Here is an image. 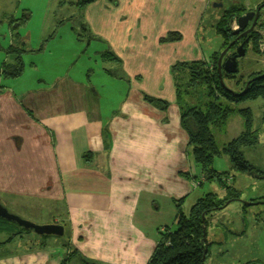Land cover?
Returning a JSON list of instances; mask_svg holds the SVG:
<instances>
[{
    "label": "crops",
    "instance_id": "obj_1",
    "mask_svg": "<svg viewBox=\"0 0 264 264\" xmlns=\"http://www.w3.org/2000/svg\"><path fill=\"white\" fill-rule=\"evenodd\" d=\"M210 1L95 0L81 9L89 45L75 51L76 58L87 49L91 54L76 75L45 81L41 74L57 62L41 60L42 50L23 53L31 59L24 63L22 57L18 75L1 73L13 58L2 61L0 204L21 208L42 224H59L65 236L40 242L48 247L38 251L7 255L0 264H61L71 252L66 264H147L157 230L176 227L194 187L199 165L186 152L171 69L203 60L212 44L221 45L213 31L208 37L200 30ZM168 32L181 38L161 42ZM107 52L117 60L105 58ZM37 67L40 75L26 73ZM144 94L169 107L159 109Z\"/></svg>",
    "mask_w": 264,
    "mask_h": 264
},
{
    "label": "rangeland",
    "instance_id": "obj_2",
    "mask_svg": "<svg viewBox=\"0 0 264 264\" xmlns=\"http://www.w3.org/2000/svg\"><path fill=\"white\" fill-rule=\"evenodd\" d=\"M72 1L0 0V64L4 59L8 62L15 57L16 54L13 52H9L11 56L9 55L8 57L7 47L12 44L14 48L21 47L30 52L46 51L44 59L41 60H44V62H57L55 65L46 67L45 77L40 73L38 67L36 69L32 68L30 73L26 72L31 77L35 74H41L43 79L48 81L47 77L55 75L58 77L64 73L76 75L82 61L86 62V57L91 52L87 49L83 51L80 58H76L75 51L79 53L80 49L86 48L89 45V40L86 31L81 29L82 22H84L81 20V9L71 4ZM242 2L243 0H211L210 4H208L211 13H207L203 17L200 30L208 37H210V32L213 31V39H220L222 43L221 37L216 32V24L223 12L232 5L244 7ZM213 3H222V5L214 6ZM254 8H245V11L247 12ZM262 16L260 20H257L258 22L264 21V9ZM18 22L19 24L15 26ZM231 28L233 31L238 28L237 18L233 20ZM263 32L264 28L260 29V37L257 40L258 53L251 49L250 44L244 45L248 38L237 43L238 46L243 42L244 54L237 59L236 78L247 77L253 72L264 69ZM234 39L237 38L235 37L232 40ZM212 45L209 48L211 51L220 50L221 45L219 48V44L215 43ZM202 46L205 47L206 42ZM28 56V53L22 56L24 63L30 61L31 58ZM30 56H34L33 53ZM203 60L205 61L206 58ZM89 63L94 65V67L97 66L93 63L92 59ZM29 64L34 65L32 62ZM101 72L100 75L102 74ZM101 81L102 76L97 79V83ZM109 91L114 92L112 89ZM181 92V98L186 104L198 107H204L205 103L212 99L208 94L209 89L206 84L195 87L182 86ZM111 103L115 105L118 102L111 101ZM109 104L110 102H108ZM232 106L235 110L240 107H248L250 110L252 123L250 128L257 131L258 141L254 145L242 147L240 150L253 169L250 171L251 173H241L235 168L229 170L232 164L226 156L221 155L214 158L212 163L214 169L235 175V184L240 189L241 196L237 200L225 204L223 208L212 210L207 214L206 240L209 246L207 247L208 253L203 264H242L250 260L264 264V98L250 99L234 103ZM243 130L242 117L237 115L236 111L228 116L225 123L217 127H210L211 134L219 148H222L229 140ZM188 155L193 159L190 153ZM196 172L197 174L191 180L193 185L194 182H198L204 176L199 172V166H197ZM232 177L234 178L233 175ZM220 188L223 187L217 180H204L202 181V185H194V187H191L192 191H194L186 194L181 203L183 211H188L192 203L207 192L212 191L218 197H222L224 193H222ZM248 201L253 203L247 204L246 202ZM6 207L11 212L34 224L42 225L43 223L41 220L31 218L29 212L21 208L8 205ZM7 223L12 225V231L19 229L20 225L16 222L8 221ZM1 225H4V222L0 219ZM8 236L9 233L7 232L0 233V242L4 241ZM63 236H65V233L61 236H44V234H35L33 231H25L20 237L15 236L11 240L0 244V259L7 255L18 254L19 252L29 253L30 250L34 251L35 249L38 251V248L48 247V244L41 245L40 242L47 241L49 238L59 239ZM34 239L38 241L36 242Z\"/></svg>",
    "mask_w": 264,
    "mask_h": 264
},
{
    "label": "trees",
    "instance_id": "obj_3",
    "mask_svg": "<svg viewBox=\"0 0 264 264\" xmlns=\"http://www.w3.org/2000/svg\"><path fill=\"white\" fill-rule=\"evenodd\" d=\"M94 1L75 0L73 4L77 8L82 9ZM244 11V7L232 5L223 12L217 22L216 32L221 37L222 43L220 50L209 54L212 68H209L204 60H193L179 62L171 69L176 89V102L179 104L181 125L188 135L186 152H188L187 154L190 153L194 161L200 166L206 179L220 181L221 176L229 174L228 172H219L212 166L214 158L221 155L226 156L237 171L250 172L253 169L250 162L243 157L240 149L257 143V131L250 128L252 123L249 108L240 107L235 110L232 105L259 97L264 98V76L259 77L264 69L241 78H236L235 74L222 70L223 83H221L216 68L221 49L236 37L232 33L231 24ZM257 26L245 37L235 40L234 44L239 43L241 39L244 41L245 38H248L249 42H245L244 45L250 44L251 49L258 53L257 40L260 37V29L264 28V21L258 22ZM180 38V33L168 32L165 36L160 37L159 40L161 42L167 40L175 41ZM25 51L26 49L24 48H14L10 45L7 49L8 55H10L9 52H13L16 55L13 57L12 63H4L2 65L1 73L13 76L20 74L23 66L22 55ZM103 56L117 60L111 52L104 53ZM247 80H250L249 84H247V89L245 92H241ZM232 81H234V85ZM202 84L208 86V94L212 99L206 102L204 107L186 104L181 98L182 86L195 87ZM229 89H232L233 92ZM144 99L161 110H166L169 107V102L165 99L147 94H144ZM235 111L242 117L244 130L229 140L222 148H219L214 141L210 127H217L225 123L228 116ZM221 185L224 189L222 197H218L214 192L205 193L197 198L188 211L179 210L177 212L176 227L164 226L157 230V244L147 264H203L208 253V249L205 251V244L201 242L203 232H205L204 228L206 229L207 214L212 210L223 208L225 204L237 200L241 196L239 189H236L232 184L228 185L222 182ZM0 219L4 222V225L0 226V233H9V236L1 243L9 241L15 236L20 237L25 231H31L22 226H19L18 230L12 231V225L7 223L11 220ZM206 246H209L207 240ZM71 254L72 252L69 253L68 257H64L61 264H66ZM242 264L262 263L250 260Z\"/></svg>",
    "mask_w": 264,
    "mask_h": 264
},
{
    "label": "water",
    "instance_id": "obj_4",
    "mask_svg": "<svg viewBox=\"0 0 264 264\" xmlns=\"http://www.w3.org/2000/svg\"><path fill=\"white\" fill-rule=\"evenodd\" d=\"M214 6L216 5H221V3L215 4L213 3ZM264 7V3L259 4L255 10H250L247 11L245 14H242L237 17V23H238V28L235 29L232 33L233 34H238L236 38L248 33L250 30L253 29L255 23L257 22L259 18V12L260 8ZM252 21L249 28L246 30H243L247 23L249 21ZM235 40L231 41L219 54L218 56V61H217V72L219 76V80L221 83H223L222 80V73L221 71L224 70L225 72L228 73H235L237 71V57L242 56L244 54V48H243V42L240 43L237 48H236V53L227 55L225 60L222 62V57L226 53V51L230 48L231 44L234 43ZM264 76V71L262 74L259 75V77ZM250 80H247L246 85L244 89L241 92H245L247 89V84H249ZM233 92L232 89H229ZM248 203H253V202H246ZM0 217L5 218L7 220H11L16 222L18 225L22 226L25 229H29L33 231L36 234H56V235H62L63 234V227L59 224H42V225H37L34 224L18 215L15 213L10 212L6 207L0 204ZM205 230V228H204ZM201 242L205 244V251L207 250L206 246V236L205 232H203Z\"/></svg>",
    "mask_w": 264,
    "mask_h": 264
},
{
    "label": "flooded vegetation",
    "instance_id": "obj_5",
    "mask_svg": "<svg viewBox=\"0 0 264 264\" xmlns=\"http://www.w3.org/2000/svg\"><path fill=\"white\" fill-rule=\"evenodd\" d=\"M221 5H222V3H221ZM258 6V5H257ZM256 6V7H257ZM256 7L254 8V9H252V10H255L256 9ZM263 7H261L260 8V12H259V18L258 19H260L261 17H263L262 16V11H263ZM250 11V10H249ZM246 13V11L243 13V14H245ZM251 20L247 23V25H246V27L243 29V30H246L247 28H249V26H250V24H251ZM257 24H258V21H257V23L254 25V28L257 26ZM253 28V29H254ZM250 33V32H249ZM248 34V33H247ZM246 34V35H247ZM238 35V34H237ZM237 35H236V37H237ZM243 37H245V35H242V36H240V37H238L237 39H240V38H243ZM237 39H234V40H237ZM233 41V40H232ZM240 41H242V39L240 40ZM248 40H246V42H247ZM235 42V41H234ZM230 43V42H229ZM227 46V45H226ZM225 46V47H226ZM224 47V48H225ZM236 47H237V44H234V43H232L231 44V46H230V48L226 51V53L223 55V57H222V62L225 60V58L227 57V55H231V54H235L236 53ZM223 48V49H224ZM223 49H221V51L223 50ZM220 51V52H221ZM220 54V53H219ZM219 56V55H218ZM239 57V56H238ZM238 57H237V59H238ZM206 62H207V65L209 66V68H212V63L209 61V56L206 58V60H205ZM217 61H218V59H217ZM238 61V60H237ZM238 64V63H237ZM216 68H217V62H216ZM224 71V70H223ZM221 73H222V71H221ZM228 73V72H227ZM232 74H235V73H232ZM205 236H206V230H205Z\"/></svg>",
    "mask_w": 264,
    "mask_h": 264
},
{
    "label": "clouds",
    "instance_id": "obj_6",
    "mask_svg": "<svg viewBox=\"0 0 264 264\" xmlns=\"http://www.w3.org/2000/svg\"><path fill=\"white\" fill-rule=\"evenodd\" d=\"M202 173V172H201ZM203 175V174H202ZM227 176H230L231 177V179H232V176L230 175V174H227V175H225L224 177H227ZM221 177H223V176H221ZM202 179H201V182L203 181V179L204 178H206L205 176H203V177H201ZM201 182L199 183V184H201ZM220 184L223 182V183H226V184H228V185H230V183L232 182V180L231 181H229V182H226V181H223V180H221V178H220V181H218ZM206 230V229H205Z\"/></svg>",
    "mask_w": 264,
    "mask_h": 264
},
{
    "label": "built area",
    "instance_id": "obj_7",
    "mask_svg": "<svg viewBox=\"0 0 264 264\" xmlns=\"http://www.w3.org/2000/svg\"><path fill=\"white\" fill-rule=\"evenodd\" d=\"M263 34H264V32H263ZM262 42H264V39L262 40ZM201 179L198 182H194V185H198L201 182ZM221 180L229 182L231 180V177L230 176H227V177L223 176V178Z\"/></svg>",
    "mask_w": 264,
    "mask_h": 264
},
{
    "label": "bare ground",
    "instance_id": "obj_8",
    "mask_svg": "<svg viewBox=\"0 0 264 264\" xmlns=\"http://www.w3.org/2000/svg\"><path fill=\"white\" fill-rule=\"evenodd\" d=\"M223 177H221V179H222ZM29 221V220H28ZM31 222V221H30Z\"/></svg>",
    "mask_w": 264,
    "mask_h": 264
}]
</instances>
